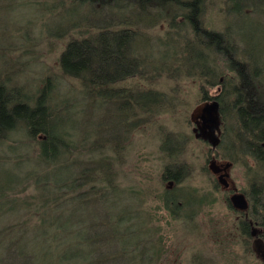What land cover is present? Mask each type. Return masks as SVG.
<instances>
[{
	"label": "rangeland",
	"instance_id": "374dc122",
	"mask_svg": "<svg viewBox=\"0 0 264 264\" xmlns=\"http://www.w3.org/2000/svg\"><path fill=\"white\" fill-rule=\"evenodd\" d=\"M60 4L76 6L77 3L72 0H0V79L5 76L10 86L22 88L31 98H34V91L48 80L52 89L50 103L63 106V102H68L64 104L68 106L79 100L82 86L76 77L63 74L59 63L61 51L68 41L82 38L85 35L83 31L95 32L96 29L90 28L102 26L99 19L106 20V24L112 20L100 16L106 10L100 3H95V7L86 3L77 4L74 19H70L69 14L73 16L75 11L68 9L65 12L67 8L60 7ZM212 5L205 14V20L218 28L226 21V13L219 9L220 6L224 8L225 3L217 1ZM257 7L245 6L250 18L243 16L246 18H243V22L247 24L243 25L239 37H234L237 52H233L241 58L242 44L248 56L255 58L257 54V64L264 73V12L257 10ZM128 9H125L126 14L130 13ZM151 9L156 12L154 8ZM246 11L243 10V13ZM260 19L261 24L257 25ZM71 20L77 22L72 24ZM155 23L143 27L150 39L146 46L149 49L145 48V52L139 53L140 58L141 54H145L148 59H152L151 52H147L152 46L160 52L166 46L162 44L168 31L164 21L161 19ZM168 58L170 67L152 74L150 68L145 66L143 77H127L115 85L116 89L137 85L159 90L164 95L161 102H165V106H161L154 114L130 118L127 126L120 123L124 118L119 117V107L123 103L121 99L110 103L106 98L100 108L82 107L80 110L83 115H88V120L86 125L81 122L77 127L76 124L79 138L85 134L84 130H95L101 124L100 132L97 129L88 138L103 143L119 142L116 149H105L117 188L108 190L105 196L96 201L92 200L86 212L78 211L83 216L87 215L93 226L99 224L96 226L99 229L92 225L87 228L88 224L84 226L91 237L106 241L105 244L111 242L101 244V251L97 254L89 253L94 262L92 264H145L146 260L147 264H264V242L257 235L258 226L248 220L246 213L250 209L246 194L250 180L248 170L242 163L244 158L234 163L227 162L224 149L219 150L216 146L218 134L213 123L212 129L209 126V130L213 131L212 138H199L200 134L195 129L196 119L201 114L206 115L202 108L211 105L212 112L215 110L211 101H202V89L208 95H213L217 88L206 87L203 78L195 73L196 69H190L178 59L180 57ZM131 70V67H124L121 72ZM259 79L264 86V75ZM106 93L109 97L114 96L113 91ZM134 94L154 97L153 93L146 91ZM91 98L97 100L100 97L95 95ZM166 135L175 138L178 144L171 145V150L175 147L172 150L178 152L175 159L187 168L182 182L173 183L171 188L168 179H164L162 174L169 163V157L163 152L165 150H161L162 139ZM227 137L226 132L222 139L225 141ZM29 140L19 127L11 133L6 143H0V228L20 227L33 233L32 227L40 223L42 202L51 205L46 206L47 209H54L52 200L55 190L52 187L45 190L36 187L31 169L37 164L39 149ZM213 162L221 168L228 164L224 175L211 170ZM171 168L174 169V166ZM69 171L70 167L63 161L48 167L45 164L37 165L36 175L41 180L48 178L59 183ZM220 175L223 176L222 181ZM168 188L176 196L180 195L181 189L194 192V204L174 206L172 212L171 207H167L164 202ZM241 194L245 195L246 205L236 208L232 198ZM56 211L57 207L48 213L53 216ZM69 213L71 210L67 206L65 214ZM242 221L248 222V225ZM56 225L62 227L63 222L59 219ZM75 228L76 231L80 229L78 226ZM39 232L36 230V239L29 238V235L19 237L23 245L27 243L28 247L34 246L30 248L32 253L46 245L49 238H59L50 228L42 235ZM94 242L91 250L100 245ZM4 253L7 255L6 258L4 256L5 264H24L11 251ZM34 253L40 257V254ZM57 256L56 253L48 254L47 259L40 257L33 259V263L52 264ZM100 257L105 259L104 262L97 261Z\"/></svg>",
	"mask_w": 264,
	"mask_h": 264
},
{
	"label": "trees",
	"instance_id": "16d2710c",
	"mask_svg": "<svg viewBox=\"0 0 264 264\" xmlns=\"http://www.w3.org/2000/svg\"><path fill=\"white\" fill-rule=\"evenodd\" d=\"M72 1L77 4L86 3L91 7H95V3H100L103 8H106L100 16L103 18L107 16L112 20L106 24V20L99 19L102 26L94 25V28H90V30L96 29L95 32L83 31L85 35L81 36L82 38L68 41L60 53L59 63L63 74L76 77L82 86L79 100L75 101L77 106L74 107L75 103L65 106L64 104L68 102H63V106L56 103L52 105L50 103L51 82L48 80L34 91L36 94L34 93V98H31L22 88L10 86L5 76L0 79V143H6L11 133L19 127L22 129L30 139L29 141L39 149L37 164L31 169L34 172L32 177L36 182L35 185L43 190L52 187L55 190L52 206L54 209L57 207V211L52 216L48 212L54 209H47L51 205H47L46 201L42 202L40 223L32 227L33 233H28L27 229L20 227L0 228V264H5L4 256L6 258L7 255L4 252L6 251H11V254L24 264H32L33 259L46 258V255L52 253L58 255L52 264H92L94 263L91 259L92 255L101 251V244L111 243L105 244L106 241L91 237L87 228L92 225V222L87 215L83 216L78 211L86 212L85 209L92 200L96 201L105 196L108 190L117 188L115 181L113 182L114 171L110 162L107 161L105 149L112 147L114 150L119 147V142L118 144H114V141L103 143L98 139H89L88 135L96 132L97 129L100 132L101 124L95 130L93 128L84 130L85 134L82 137L87 140H81L77 127L81 122L86 125L88 115L86 113L83 115V111L80 110L82 107L99 106L100 108L107 98L110 103L118 102L119 99L123 100L119 107V117H124L120 122L124 125L128 126L130 122L127 120L138 115L154 114L161 106H165V102H161L164 100V95L159 90L141 88L137 85H133L132 88L116 89L115 85L127 77L135 75L143 77L146 72L145 66L150 68L152 74L170 67L167 64L170 61L169 56L174 58L178 56L180 57L178 59L187 64L190 69H196L195 73L203 78V84L205 83L206 87L216 86L217 89L213 95H208L203 88L200 96L202 101H211L210 103L215 106L212 116L213 127L217 129L218 134L216 146L219 150L224 149L227 162L234 163L244 158L242 163L248 170L247 175L250 180L249 191L246 193L250 209L246 213L248 220L258 226L257 235L261 238L260 241L264 242V86L259 79L264 73L257 64L259 61L257 54L255 58H251L242 44H240L241 54L247 59L243 56L240 58L233 52L236 51L234 37H239L243 25L247 24L243 22V18H250L247 16L248 11L245 6H258L257 10L264 12V0ZM217 1L225 3V7L220 6L219 9L226 13L225 23L218 28L205 20L206 12ZM62 4L60 7L67 8L65 12L68 9V11H75L73 16L69 14V18L74 19L77 4L76 6ZM126 8H129L130 13H125ZM243 10L246 13H243ZM258 14L262 15V13ZM255 17L260 18L258 15ZM161 19L168 30L162 43L166 46H163L161 52L152 46L150 51H147L151 52L152 59H148L145 54H141L140 58L139 53L145 52V48L149 49L146 46L150 39L143 27L151 23L156 24L155 22ZM71 21H73L72 24L77 22ZM259 24L261 19L257 25ZM124 67H131L132 70L123 73L121 71ZM107 91H113L114 96L109 97ZM143 91L153 93L154 97L134 94V92ZM95 95L100 98L92 99L91 97ZM82 100L84 101L81 104ZM206 118L208 121L209 116ZM226 132L228 137L224 141L222 138ZM174 139L173 136L167 135L162 139L161 150H165L163 152L169 157V163L162 174L164 179L179 183L182 182L187 168L185 169V165L175 159L178 152L172 151L175 147L171 150V145L178 143ZM83 155L87 157L84 158ZM63 161L67 162L70 171L59 183L48 178L41 180L36 175L37 165L45 164L48 167ZM173 166L174 169L171 168ZM181 190L180 195L176 196L169 192L168 188L164 195V202L167 207H171L172 212L174 206L182 204L186 207L194 204L196 199L194 192ZM60 205L63 207L59 208ZM67 206L71 210L69 214H65ZM45 209L47 210L44 211ZM59 219L63 222L62 227L56 225ZM242 223L248 225V222L242 221ZM86 225L87 228H85ZM76 226L80 227L78 231L75 230ZM96 226L99 224L92 225V227ZM241 226L243 230L244 226L242 224ZM48 228L58 234L59 238H49L50 241L46 245L35 250L34 252L40 254V257L30 250L34 246L28 247L27 243L23 245L19 241V237L24 235L36 239L35 237L38 236L36 230H39L42 235L47 233ZM97 228L100 227L95 229ZM93 241L100 245H96L91 250ZM101 259L102 257L97 261L104 262L105 259ZM147 263L146 260L145 264Z\"/></svg>",
	"mask_w": 264,
	"mask_h": 264
},
{
	"label": "water",
	"instance_id": "95a60500",
	"mask_svg": "<svg viewBox=\"0 0 264 264\" xmlns=\"http://www.w3.org/2000/svg\"><path fill=\"white\" fill-rule=\"evenodd\" d=\"M212 111H213V107L211 105L205 108L206 114L209 115L208 122H211V123L214 122V118L212 116ZM203 117H205V115ZM227 166H228V164H226L225 166H223V168H221V167L217 166L216 164H214V162H213V163H211L210 168L214 173H218L220 170L225 171ZM219 179L222 181L223 176H220ZM232 201H233L236 208H244L246 205V199L242 194L234 196L232 198Z\"/></svg>",
	"mask_w": 264,
	"mask_h": 264
},
{
	"label": "flooded vegetation",
	"instance_id": "af4514ba",
	"mask_svg": "<svg viewBox=\"0 0 264 264\" xmlns=\"http://www.w3.org/2000/svg\"><path fill=\"white\" fill-rule=\"evenodd\" d=\"M208 107V106H207ZM206 108V107H205ZM205 108H202L203 110V112H204V110H205ZM204 116V114H201L200 116H199V118L198 119H196V130L198 131V134H200L199 135V138L201 137L202 139H205V138H209L212 134H213V131L212 130H209V126L211 127V123L210 122H208L207 121V116H209V115H205V117H203ZM211 129H212V127H211ZM220 173H222V175H224V171L223 170H220L219 171V174ZM221 176V175H220ZM225 183V182H224ZM226 184V183H225ZM168 185H169V187L171 188L172 187V185H173V180H169L168 179Z\"/></svg>",
	"mask_w": 264,
	"mask_h": 264
},
{
	"label": "bare ground",
	"instance_id": "6f19581e",
	"mask_svg": "<svg viewBox=\"0 0 264 264\" xmlns=\"http://www.w3.org/2000/svg\"><path fill=\"white\" fill-rule=\"evenodd\" d=\"M214 105V104H213Z\"/></svg>",
	"mask_w": 264,
	"mask_h": 264
}]
</instances>
